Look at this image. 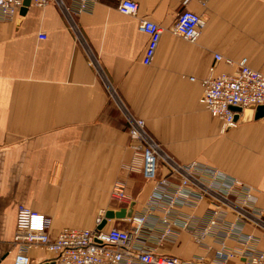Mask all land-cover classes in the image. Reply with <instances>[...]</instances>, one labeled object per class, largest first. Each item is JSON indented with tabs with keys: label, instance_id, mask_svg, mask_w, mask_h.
I'll list each match as a JSON object with an SVG mask.
<instances>
[{
	"label": "crops",
	"instance_id": "crops-1",
	"mask_svg": "<svg viewBox=\"0 0 264 264\" xmlns=\"http://www.w3.org/2000/svg\"><path fill=\"white\" fill-rule=\"evenodd\" d=\"M119 1L100 0L74 20L55 4L0 19V264H15L20 206L50 218L54 237L93 229L101 211H144L154 184L123 171L133 155L129 116L143 119L178 163H202L237 182L233 201L244 194L260 212L262 225L245 232L264 253V121L245 113L222 131L201 103L213 67L216 76L234 73L246 58L264 74V0H131L164 29L150 66L143 64L148 36L137 18L119 13ZM183 9L206 20L194 43L171 31ZM118 180L127 181L135 206L113 199ZM208 206L184 212L203 216ZM164 251L182 259L201 253L186 231ZM29 257L52 264L55 255Z\"/></svg>",
	"mask_w": 264,
	"mask_h": 264
},
{
	"label": "built area",
	"instance_id": "built-area-1",
	"mask_svg": "<svg viewBox=\"0 0 264 264\" xmlns=\"http://www.w3.org/2000/svg\"><path fill=\"white\" fill-rule=\"evenodd\" d=\"M99 1L31 0V4L36 7L55 4L74 20L92 12ZM24 2L0 0V19L14 20ZM117 10L124 16L138 19L140 31L148 36L143 64L150 66L164 29L151 19L141 17L139 4L134 1L120 0ZM205 23L204 16L183 9L171 31L194 43ZM222 61L228 66L234 65L230 59L215 56V62ZM202 86L201 103L220 122L222 131L236 127L244 111L264 107V74L252 69L246 58L238 62V70L234 73L216 76L214 67L211 68ZM231 107L243 109L239 121ZM128 122L133 155L124 164L123 171L127 177L140 175L154 184L144 211L134 210L131 216L116 219L120 223L113 227H108L113 220L106 219V212L101 211L93 229H64L54 237L50 232V218L20 206L13 240L18 250L15 264H31L29 254L33 250L54 254L55 264H230L234 260L242 261L241 264H264V253L252 246L256 238L245 232L247 225H262L263 221L260 212L248 204L251 201L248 196L241 195V203L233 201L237 182L202 163H178L163 152L143 119L129 116ZM161 163L165 166H160ZM161 168L165 170L163 175H160ZM112 197L129 206L136 204L128 194L125 180L115 182ZM204 201L209 202V206L203 216L184 212V209L196 210ZM105 221L107 227L101 229ZM184 231L201 251L189 259L164 251L165 246L176 243ZM229 241L238 245L231 247Z\"/></svg>",
	"mask_w": 264,
	"mask_h": 264
},
{
	"label": "water",
	"instance_id": "water-1",
	"mask_svg": "<svg viewBox=\"0 0 264 264\" xmlns=\"http://www.w3.org/2000/svg\"><path fill=\"white\" fill-rule=\"evenodd\" d=\"M31 5V0H25L24 2V7H29ZM24 7L22 8V11H25ZM231 109L236 113L235 119L236 121H239L240 118V113L243 112V109L240 107H231ZM244 114L247 113L249 120L255 119V120H261L264 118V107H259L255 111L253 110H246L243 112ZM133 213V208L131 207L128 211L126 210H121L120 212H115V211H108L106 212V219L109 220H114V219H122L125 218L126 216H131ZM106 222H104L103 226L101 229L106 225ZM55 264V263H52Z\"/></svg>",
	"mask_w": 264,
	"mask_h": 264
},
{
	"label": "rangeland",
	"instance_id": "rangeland-1",
	"mask_svg": "<svg viewBox=\"0 0 264 264\" xmlns=\"http://www.w3.org/2000/svg\"><path fill=\"white\" fill-rule=\"evenodd\" d=\"M161 146H162V145H161ZM161 149L163 150V152H164L165 154H167V151H166V149H165L163 146L161 147ZM162 165H164V166H165V164H164V163H161V164H160V166H162Z\"/></svg>",
	"mask_w": 264,
	"mask_h": 264
}]
</instances>
